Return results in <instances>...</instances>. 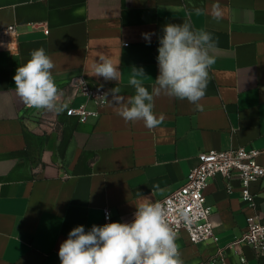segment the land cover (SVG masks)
Listing matches in <instances>:
<instances>
[{"label":"crops","instance_id":"0c3cea01","mask_svg":"<svg viewBox=\"0 0 264 264\" xmlns=\"http://www.w3.org/2000/svg\"><path fill=\"white\" fill-rule=\"evenodd\" d=\"M80 8L83 14H76ZM184 21L216 41L202 111L161 92L153 111L163 122L148 129L143 121L117 115L109 93L86 121L65 115L69 105L84 102L98 109L70 84L79 75L108 91L119 86L127 99L135 91L128 83L131 68H143L151 93L163 28ZM33 22H42L49 33ZM11 24L17 45L8 49L0 36V264H61L59 247L73 228L82 225L87 232L129 220L136 206L183 185L203 150L256 147L264 164V0H0V30ZM39 48L55 65L57 102L65 106L60 112L28 107L15 92L16 69ZM100 57L118 66L119 81L93 76ZM231 185L229 190L221 174L209 179L205 195L215 237L194 243L185 229L178 232L184 264L208 261L219 247L226 264H264V253L252 246H228L253 212L236 174ZM252 190L264 221V177Z\"/></svg>","mask_w":264,"mask_h":264},{"label":"clouds","instance_id":"9594fccd","mask_svg":"<svg viewBox=\"0 0 264 264\" xmlns=\"http://www.w3.org/2000/svg\"><path fill=\"white\" fill-rule=\"evenodd\" d=\"M75 11L83 14L84 9ZM215 18H220L219 12ZM142 36L151 42L150 34ZM159 45V75L151 93L143 84V78L147 77L144 69L132 67L128 83L134 88V95L125 99L117 86L101 96L107 99L110 93L118 107L117 115L125 122L143 121L148 129L163 122L164 117H157L153 111L154 97L161 92L186 99L195 110L202 111L199 102L206 94L209 69L215 63V57L210 54L216 47L212 34L203 29L194 30L188 21L166 24ZM30 57L13 76L16 95L28 107L62 111L65 106L57 102L61 93L51 71L55 67L52 59L44 48L33 50ZM93 76L119 81L121 72L110 59L100 57ZM136 208L131 223L93 225L87 232L82 225L73 228L59 247L61 264H184L176 243L177 233L167 222V212L161 203L145 202Z\"/></svg>","mask_w":264,"mask_h":264},{"label":"built area","instance_id":"2783aa9c","mask_svg":"<svg viewBox=\"0 0 264 264\" xmlns=\"http://www.w3.org/2000/svg\"><path fill=\"white\" fill-rule=\"evenodd\" d=\"M33 27H43L46 33L50 29L42 22H33ZM18 31L15 24L8 25L0 30V36L7 44L8 49L17 45ZM82 80V81H81ZM70 84L76 93L92 99L98 106L97 110L88 108L86 102L79 106L69 105L64 113L67 116H75L80 121H86L89 116L97 115L99 109L107 103V99L101 97L108 90L99 82L86 75L73 77ZM262 150L256 147L244 145L229 149H208L198 154L197 164L190 170L183 185L156 201L161 203L167 212V222L176 232L185 229L190 240L194 243L215 237V228L211 220L212 206L207 204L205 190L209 179L221 174L227 181L228 189H232L231 179L236 174L241 181V197L253 209L247 217V226L242 235L229 243L232 246L238 243H246L254 248L258 255L264 253V221L257 208V194L252 190V183L264 177V164L258 161ZM105 219H111L110 209H105ZM134 216L124 223H131ZM226 252L219 247L216 253L208 261L200 264H226ZM246 261L245 257H242Z\"/></svg>","mask_w":264,"mask_h":264}]
</instances>
